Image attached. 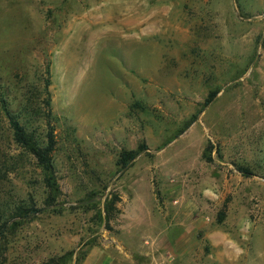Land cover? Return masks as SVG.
Instances as JSON below:
<instances>
[{
  "label": "rangeland",
  "instance_id": "374dc122",
  "mask_svg": "<svg viewBox=\"0 0 264 264\" xmlns=\"http://www.w3.org/2000/svg\"><path fill=\"white\" fill-rule=\"evenodd\" d=\"M0 179V264H264V0H0Z\"/></svg>",
  "mask_w": 264,
  "mask_h": 264
},
{
  "label": "trees",
  "instance_id": "16d2710c",
  "mask_svg": "<svg viewBox=\"0 0 264 264\" xmlns=\"http://www.w3.org/2000/svg\"><path fill=\"white\" fill-rule=\"evenodd\" d=\"M216 94L217 91L212 92L206 98L203 105L208 106ZM7 119L14 143L25 153L30 155L36 162L37 167L40 169L43 185L46 188L48 194L46 205H51L54 203L59 189L54 175L52 163V153L55 148V141L49 124L46 125L48 128L46 136L40 143L36 135L33 132L26 131V129L20 124L15 116L7 113ZM145 150L146 148L142 145L134 151L122 152L118 159V165L120 166L121 171L127 168L129 163ZM1 181H3V179H0V212L4 219L2 218V222L0 223V237H3L8 231H11L14 226L19 225L21 220L40 213L41 209H36L34 205H31L30 207L18 206L15 208H7L6 211V203L1 197Z\"/></svg>",
  "mask_w": 264,
  "mask_h": 264
}]
</instances>
